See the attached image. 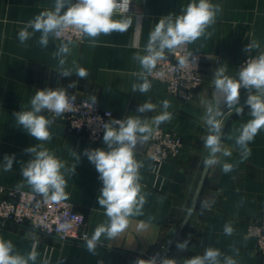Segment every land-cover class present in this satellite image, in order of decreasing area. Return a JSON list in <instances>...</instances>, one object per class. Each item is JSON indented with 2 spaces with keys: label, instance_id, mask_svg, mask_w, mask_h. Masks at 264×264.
<instances>
[{
  "label": "crops",
  "instance_id": "0c3cea01",
  "mask_svg": "<svg viewBox=\"0 0 264 264\" xmlns=\"http://www.w3.org/2000/svg\"><path fill=\"white\" fill-rule=\"evenodd\" d=\"M190 2L132 0L131 25L126 32L101 34L95 38V46L87 36L83 42L69 45L64 67L73 69V75L63 78L59 75L60 57L55 53L67 41L50 37L49 46L41 47L38 32L23 44L18 39V32L41 11L50 9L53 0H0V187L32 190L20 169L22 163L32 158L25 149L32 145L40 150L42 146L65 164L61 171L67 181L66 200L85 215L89 239L99 225L108 223L105 210L98 205L102 187L99 174L82 155L86 148H105L103 136L92 141L71 130L65 118L52 119L46 111L41 114L53 121L49 141H37L17 126L13 114L30 110V100L38 88H65L69 96L77 99L96 96L100 107L111 109L123 119L139 116L149 123L164 111L162 102L167 100L171 119L159 126L177 131L184 138L182 153L162 163H154L145 154L148 140L137 145L135 159L142 163L139 183L146 201L142 215L130 217L128 228L117 238L102 235L94 252L88 251L87 241H62L28 224L0 222V239L10 240L16 253L25 257L31 252L38 254L35 262L29 264H98L100 260L103 264H135L138 259L153 257L184 218L208 155L203 146L208 134L204 117L207 104L215 103L214 73L225 67L227 75L237 77L245 53L243 48L252 41L259 44L253 52H264V0H211L221 9L216 22L206 30L211 35L189 44L203 53V83L195 98L185 100L171 94L151 75L147 93L133 92L132 85L143 71L134 56L146 54L149 33L160 18L174 19ZM76 65L85 68L89 75L79 78L75 74ZM73 81L76 87L68 88ZM245 99L241 93V102ZM144 103L154 104L155 109L138 113L137 107ZM250 119L246 107L242 115H233L226 126L222 144L231 151V156L218 154L220 163L209 168L193 215L165 253L179 264L203 255L208 247L221 252L220 264H224L225 257L233 258L236 264H264V256L256 250L255 238L247 233L248 222L264 211V128L249 143L251 153L246 158L235 143L241 126ZM152 127L154 130L156 126ZM76 153L80 155L79 161ZM5 154L16 157L12 170L7 172ZM224 163L233 166L230 172H223ZM141 222L145 225L143 229L139 227ZM225 225L232 227L231 235L225 234ZM185 239L189 240L187 249L178 250L175 243Z\"/></svg>",
  "mask_w": 264,
  "mask_h": 264
},
{
  "label": "clouds",
  "instance_id": "9594fccd",
  "mask_svg": "<svg viewBox=\"0 0 264 264\" xmlns=\"http://www.w3.org/2000/svg\"><path fill=\"white\" fill-rule=\"evenodd\" d=\"M132 0H53L50 9L37 14L34 19L18 32V39L23 44L35 33H40L38 44L41 47L49 46L50 37H61L71 29L80 36L92 38L95 46V38L101 34L111 35L114 32L124 33L131 25L130 5ZM220 6L211 3V0H192L181 15L165 16L158 20L150 31L144 55L136 54L134 59L143 69L138 73V82L132 85L133 92L147 93L151 88L148 76L152 74L157 63L165 59L166 50L171 52L177 48L193 43L202 36L211 35L206 30L216 22ZM120 16V19L114 17ZM31 29V31H29ZM68 41L58 46L55 55L59 59V75L69 78L73 75V69L65 68V55L70 52ZM259 48V44L252 41L245 45L243 51L249 54L253 49ZM186 63L180 60L181 66ZM193 63H197V57H193ZM75 74L83 79L89 73L78 65L75 66ZM215 103L206 106L205 123L208 134L204 137L203 146L208 155L203 164L211 168L220 163L218 154L231 156V151L222 144L224 120L235 112L242 115L245 107L248 108L252 119L241 126L235 143L240 147L245 158L250 155L249 143L254 140L259 131L264 128V52L248 58L244 66L240 68L237 77L226 74L225 67H219L214 73ZM68 88L76 87V82L69 83ZM241 89L247 93L243 104L241 103ZM75 96H69L65 88H38L30 100V110H21L14 113L16 124L29 136L37 141H49L51 139L50 125L52 119L46 118L41 113L47 110L59 117L67 111H72ZM91 103H97V97H91ZM164 111L151 118L142 120L139 116H129L125 119H114L103 126V143L105 148L84 149L82 155L95 166L98 179L102 182L98 205L105 210L108 223L99 225L91 239L87 241L89 252H94L102 235L109 239L117 238L129 226L130 217L142 215L145 204V196L141 194L139 183V169L142 163L135 159V149L138 144L146 142L153 133V125L160 124L171 119V113L167 111L170 103L162 102ZM155 109L152 103H144L136 109L138 113L151 112ZM32 158L22 163L20 173L33 192L44 198L45 202H61L68 199L65 191L67 181L62 173L65 164L48 150H38L37 146H29L25 149ZM76 159L80 155L76 153ZM15 154H5L4 171H11L15 162ZM232 165L224 163L222 170L228 173ZM76 169H73L75 171ZM207 207V204L204 205ZM68 225H62L67 227ZM141 229L145 227L141 222ZM224 232L231 235L233 229L225 225ZM171 246L172 241H168ZM189 240L176 242L175 247L184 251ZM37 253L31 252L27 257L15 252V246L10 240L0 239V264H29L35 262ZM221 252L218 249L208 247L203 255L186 259L184 264H220ZM103 264V261H98ZM135 264H179L175 258L165 255H155L148 260L138 259ZM224 264H236L231 257L224 258Z\"/></svg>",
  "mask_w": 264,
  "mask_h": 264
},
{
  "label": "built area",
  "instance_id": "2783aa9c",
  "mask_svg": "<svg viewBox=\"0 0 264 264\" xmlns=\"http://www.w3.org/2000/svg\"><path fill=\"white\" fill-rule=\"evenodd\" d=\"M132 10V4L130 5ZM86 36H80L73 30H67L59 39L63 41L83 42ZM259 55L251 51L244 53L239 70L249 58ZM197 57V63H193ZM186 63L181 66L180 60ZM203 53L193 50L189 44L174 51L165 52V59L157 63L151 77L161 82L171 94L192 100L203 83L201 62ZM242 97L247 93L241 89ZM72 111H67L59 117L66 119L71 130L86 135L92 141H99L103 136V126L114 119H123L111 109L102 108L91 99H75ZM52 119L58 118L45 110ZM184 138L182 134L167 127H155L148 139L145 154L154 162L162 163L177 158L183 151ZM0 222L28 224L47 234L56 235L62 241L86 242L89 233L86 229L85 215L75 210L69 200L61 202H45L44 198L32 190L21 188L5 189L0 187ZM68 225L62 227V225ZM247 233L255 238L256 250L264 256V211L257 218L248 222Z\"/></svg>",
  "mask_w": 264,
  "mask_h": 264
},
{
  "label": "water",
  "instance_id": "95a60500",
  "mask_svg": "<svg viewBox=\"0 0 264 264\" xmlns=\"http://www.w3.org/2000/svg\"><path fill=\"white\" fill-rule=\"evenodd\" d=\"M244 100L241 102L243 104ZM246 108V107H245ZM235 115V112H233L231 115H228L226 117V119L224 120V127H223V134L224 131L226 129V126L230 120V118ZM209 171V168H206L205 166L203 167V170L201 172L198 184L195 188V191L193 193L189 208L184 216V218L182 219V221L180 222V224L178 225L177 229L175 230V232L172 234V236L168 239V241H172L171 246L174 244V242L177 240V238L180 236V234L182 233V231L184 230V228L186 227V225L188 224L191 216L193 215L198 200H199V196L201 194L207 173ZM168 241L162 246V248L155 254V255H165V253L171 248V246L168 244ZM154 255V256H155Z\"/></svg>",
  "mask_w": 264,
  "mask_h": 264
}]
</instances>
